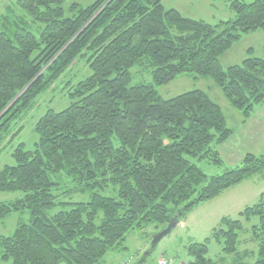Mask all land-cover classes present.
<instances>
[{
  "label": "trees",
  "instance_id": "16d2710c",
  "mask_svg": "<svg viewBox=\"0 0 264 264\" xmlns=\"http://www.w3.org/2000/svg\"><path fill=\"white\" fill-rule=\"evenodd\" d=\"M62 1H16L44 23L40 40L28 31L0 32V142L11 120L30 108L71 62L88 55L91 69L70 93L73 100L65 109L38 118L35 149L18 144L11 153L15 164L0 169V191L22 193L0 203V219L23 209L30 216L10 236L0 237L2 260L98 264L107 251L122 247L129 231L149 223L159 231L177 211L181 221L225 189L253 176L264 178V149L258 155L248 151L238 165L207 177L191 159L222 165L215 146L234 131L220 105L204 90L164 99L154 88L185 73L207 77L246 121L264 103V57L253 56L249 48L240 64L223 68L219 56L241 34L264 30V0H231L233 18L216 24L165 9L160 0L71 4V17L64 15ZM1 23L8 28L6 21ZM141 63L150 69L153 83L128 86L130 68ZM61 173L81 191H90L91 198L48 215L57 184L51 175ZM107 183L117 187L116 197L96 191ZM98 210L102 218L96 225ZM239 216L258 217L252 227L254 264H264V192ZM241 229L239 218L223 217L210 233L232 254L231 264H245L250 254L237 250ZM187 251L193 257L187 264H224L205 257V243H192Z\"/></svg>",
  "mask_w": 264,
  "mask_h": 264
},
{
  "label": "rangeland",
  "instance_id": "374dc122",
  "mask_svg": "<svg viewBox=\"0 0 264 264\" xmlns=\"http://www.w3.org/2000/svg\"><path fill=\"white\" fill-rule=\"evenodd\" d=\"M16 1L0 0V32L4 31L7 35H12L15 31H28L37 40H40V33L44 28V23L32 19L16 4ZM94 1L63 0L60 6L64 10V15L71 17L74 13L70 9L71 4H77L78 7H85ZM197 1L190 0L194 4V7L182 12V15L191 19L201 18L209 24H216L219 21H226L233 18V13L228 9L231 0H200L198 3ZM244 1L250 2L252 0ZM3 21L8 23L7 29H3L1 23ZM249 48H252L253 56L264 57V36H260V33L252 32L241 34L240 38L232 44L231 48L219 56L222 67L226 68L231 65L240 64L247 57L246 52ZM37 51H34L32 57L37 54ZM87 58L88 55H84L71 62L62 71L60 76L50 84L47 90L42 91L33 99L30 108L11 120L9 130L0 142V169L4 165L15 164L11 153L18 144L22 143L24 150L32 151L35 149L37 135L34 131V125L36 121L48 110L58 112L65 109L71 103L73 98L70 93L73 92L79 81L91 74ZM129 72L130 81L128 86L153 83L150 69L144 63L132 66ZM208 82L215 89L212 90ZM154 88L164 99L193 89L204 90L213 101L220 105L224 115L228 118L227 125L236 126L234 122L235 118L228 111L230 106L228 100L223 96L220 88L215 86L212 80L207 77L196 76L193 73H185L176 76L167 84L155 86ZM18 130H20L19 133L11 138V135ZM232 146L234 148L241 147V144L235 139L232 142ZM262 149L260 150L261 152L258 150L254 151L258 152L256 153L258 155L263 152ZM191 161L199 166L207 177L219 175L226 169L239 164L229 166L224 161L222 165L218 166L207 160L191 159ZM51 178L57 184L52 188L54 205L46 211L48 215H53L58 211L68 210L74 203L88 202L90 200L91 192L88 190L81 191L76 182L65 174L61 173L57 176L51 175ZM96 191L100 195L107 197H116L117 195V187L109 183L102 188H97ZM262 192H264V178L259 175L253 176L237 185L225 189L218 196L194 208L178 222L167 236L159 240L155 248L144 258V253L150 247L151 237L158 230L154 223H149L142 229L129 231L125 235L122 247L107 251L98 264H156L157 259L162 255L173 258V264L179 262L187 264L193 259L187 251L188 245L192 243H205V257L212 262H220L221 259L224 264H231L233 256L223 251L222 240L218 242L213 238H209L212 228L216 227L223 217H229L231 219L239 218L241 220L242 229L238 231L237 250H247L250 252L242 262L245 264H254L257 258V242L252 239L254 231L252 227L257 225L258 217L254 216L249 220H245L239 216V212L244 207L256 203ZM21 195L22 193L20 192L0 191V203L12 201ZM29 217L27 209L10 212L6 217L0 219V237L10 236L17 224L28 223ZM101 218L102 210H98L94 223L98 225ZM207 238L209 239L206 241ZM9 263V260L4 261L0 257V264ZM59 264L67 263L61 262Z\"/></svg>",
  "mask_w": 264,
  "mask_h": 264
},
{
  "label": "crops",
  "instance_id": "0c3cea01",
  "mask_svg": "<svg viewBox=\"0 0 264 264\" xmlns=\"http://www.w3.org/2000/svg\"><path fill=\"white\" fill-rule=\"evenodd\" d=\"M160 1L164 8L166 9L174 8L181 15L182 12L188 11L194 7V4H192L190 0H160ZM199 1L200 0H198L197 3ZM252 33H260V36H264V30H256L255 32ZM210 87L212 88V90L215 89L213 88L212 84H210ZM228 111L230 115L235 118L234 122L236 126L227 125L228 118L226 115H224L226 125L229 128L233 129L234 133L232 134V136H230L228 141L218 146H215V149L217 150L219 156L222 158L223 163L224 161H226L227 164L231 166L232 164L239 163L244 153L249 151L256 154L258 152H255L254 150L260 151L262 148L264 149V103L254 107L253 111L250 114V117L246 121H244L241 112L234 109L231 105L229 106ZM235 139H237V142L241 144V147L234 148L232 146V142Z\"/></svg>",
  "mask_w": 264,
  "mask_h": 264
},
{
  "label": "water",
  "instance_id": "95a60500",
  "mask_svg": "<svg viewBox=\"0 0 264 264\" xmlns=\"http://www.w3.org/2000/svg\"><path fill=\"white\" fill-rule=\"evenodd\" d=\"M178 214H179V211H177L175 216H172L168 220L167 224L162 229H160L157 233L152 235L150 247L144 253L143 258L155 248V246L159 240H161L163 237L167 236L172 231V229L178 224V222H179L178 217H177Z\"/></svg>",
  "mask_w": 264,
  "mask_h": 264
},
{
  "label": "built area",
  "instance_id": "2783aa9c",
  "mask_svg": "<svg viewBox=\"0 0 264 264\" xmlns=\"http://www.w3.org/2000/svg\"><path fill=\"white\" fill-rule=\"evenodd\" d=\"M172 261H173V260H172L171 258L161 257V258L157 261V264H171Z\"/></svg>",
  "mask_w": 264,
  "mask_h": 264
}]
</instances>
